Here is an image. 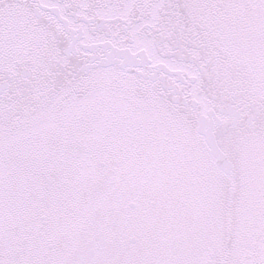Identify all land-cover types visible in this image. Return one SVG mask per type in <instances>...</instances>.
<instances>
[{
  "label": "snow or ice",
  "instance_id": "1",
  "mask_svg": "<svg viewBox=\"0 0 264 264\" xmlns=\"http://www.w3.org/2000/svg\"><path fill=\"white\" fill-rule=\"evenodd\" d=\"M0 264H264V0H0Z\"/></svg>",
  "mask_w": 264,
  "mask_h": 264
}]
</instances>
